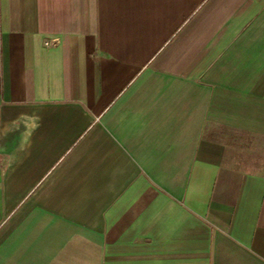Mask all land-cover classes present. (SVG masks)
Here are the masks:
<instances>
[{
    "label": "crops",
    "instance_id": "obj_1",
    "mask_svg": "<svg viewBox=\"0 0 264 264\" xmlns=\"http://www.w3.org/2000/svg\"><path fill=\"white\" fill-rule=\"evenodd\" d=\"M0 264H264V0H0Z\"/></svg>",
    "mask_w": 264,
    "mask_h": 264
}]
</instances>
